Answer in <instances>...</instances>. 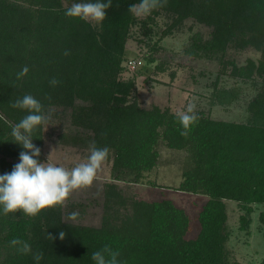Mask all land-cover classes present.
<instances>
[{
    "label": "trees",
    "instance_id": "1",
    "mask_svg": "<svg viewBox=\"0 0 264 264\" xmlns=\"http://www.w3.org/2000/svg\"><path fill=\"white\" fill-rule=\"evenodd\" d=\"M73 2L0 0V174L11 172L24 151L11 132L28 112L13 105L30 94L50 117L47 123L66 122L68 143L109 149L116 182L127 175L132 183H144L159 163L161 146L188 153L179 190L208 198L199 215L201 231L187 240L191 221L184 209L167 199L127 200L112 183L108 193L116 198L108 197L106 208L130 206L131 212L121 218L118 209L113 215V209H106L100 229L54 227L60 206L34 217L0 213V264H35V253L42 255L40 264H94L92 253L105 245L119 252L120 264H228L226 202L238 203L248 214L264 205V0H166L144 19L128 11L139 0H112L106 19L96 26L65 15ZM162 14L176 25L193 19L211 29L207 40L196 33L185 53L217 62L212 95L217 105L238 100L235 91L218 89L222 76L263 80L262 90L249 103L246 122L216 121L200 112L185 131L179 114L130 101L136 82L120 78L129 31L139 26L150 37L149 24ZM149 47L156 51L158 44ZM233 49H254L261 58L239 65L229 57ZM156 62L149 57L142 75ZM24 67L28 72L21 76ZM157 71H164L163 65ZM52 80L58 83L52 85ZM47 123L31 132L40 161ZM241 220L246 224L245 217ZM60 232L65 233L63 240ZM13 240L19 243L13 245ZM24 244L31 253L20 251Z\"/></svg>",
    "mask_w": 264,
    "mask_h": 264
},
{
    "label": "rangeland",
    "instance_id": "2",
    "mask_svg": "<svg viewBox=\"0 0 264 264\" xmlns=\"http://www.w3.org/2000/svg\"><path fill=\"white\" fill-rule=\"evenodd\" d=\"M144 18L146 16L140 17V19ZM155 22L154 25L149 24V29L153 30L150 32V37L146 36L145 30L139 26L129 31L126 46L127 60L123 64L124 71L120 78L134 79L136 82L130 101H137L144 109L157 106L176 114L186 111L189 104H195V114L202 112L205 117L216 121L246 122L250 115L249 103L262 90L263 80L257 78L245 81L222 76L218 89L235 91L238 100L231 106L217 105L214 100L212 101L215 85L218 82L217 62L195 60L185 53L192 45V38L196 33H200L207 40L211 29L198 25L193 19H187L182 24L176 25L166 14L155 18ZM91 23L94 26L98 25ZM167 30L169 34L164 35ZM155 43L158 47L153 51L149 46ZM152 56L157 62L152 65L150 73L142 75L147 59ZM229 57L236 60L239 65H246L247 60L252 59L257 62L261 55L254 49L243 51L233 49L229 52ZM159 65H163L164 71H157ZM67 129L66 122L61 120L46 124L41 162H46L49 157L51 163L72 168L86 159L89 155V147L68 143L67 139H64L69 133ZM187 166H189L188 153L161 146L159 163L151 173L146 174L144 183H132L130 182L132 179L127 178V175L126 182L125 180L116 182L113 160L107 158L92 185L72 192L65 204L60 206V216L53 217V226L100 229L106 209L107 211L113 209L111 215L118 209L121 218L126 216L131 212L130 206L106 208L107 198L114 197V194L108 193V190H111L108 185L114 183L116 190L120 189L127 200L159 202L167 199L184 209L191 221L186 239L194 240L200 234L199 215L208 198L179 190ZM226 204L228 264H264V224L261 222L264 205L254 206L253 213L248 214L236 202L227 201ZM73 211L79 212L80 215L76 221H69V213ZM241 217L246 218V224L242 222Z\"/></svg>",
    "mask_w": 264,
    "mask_h": 264
},
{
    "label": "clouds",
    "instance_id": "3",
    "mask_svg": "<svg viewBox=\"0 0 264 264\" xmlns=\"http://www.w3.org/2000/svg\"><path fill=\"white\" fill-rule=\"evenodd\" d=\"M164 2L166 0H139L131 4L128 11L135 17H145L157 7L163 6ZM111 6L112 0H74L65 15L101 24ZM27 72L28 68L24 67L19 75ZM50 83L56 85L58 81L52 80ZM13 107L28 112L11 132L14 143L19 144L24 151H21L19 162L11 172L0 174V213L16 214L19 211L24 216L34 217L46 209L64 205L72 192L92 185L108 158L109 149L91 145L86 159L72 168L51 163L49 157L46 162H41V150L33 143L31 132L47 123L50 117L43 111L40 101L30 94L16 100ZM178 118L187 131L197 119L195 104H189L186 111L179 113ZM79 215V212L73 211L69 213L68 220L76 221ZM59 235L61 240L65 238L64 232ZM11 243L16 245L19 242L13 240ZM20 251L29 254L31 246L24 244ZM119 255L118 251L105 245L103 249L92 253V260L94 264H120ZM33 259L35 264H40L42 255L35 253Z\"/></svg>",
    "mask_w": 264,
    "mask_h": 264
}]
</instances>
